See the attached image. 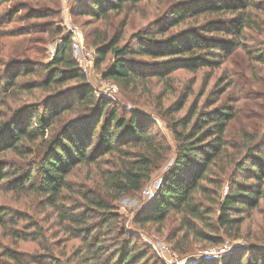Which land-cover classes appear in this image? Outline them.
<instances>
[{
  "label": "trees",
  "instance_id": "1",
  "mask_svg": "<svg viewBox=\"0 0 264 264\" xmlns=\"http://www.w3.org/2000/svg\"><path fill=\"white\" fill-rule=\"evenodd\" d=\"M143 1L146 0H90L89 10L82 13L107 19L110 12L120 13L125 6ZM171 9L169 19L174 21H164L162 25L157 23L153 28L162 38L155 40L151 31L143 34V38L151 43L149 47L133 50L127 45L120 46L121 35L110 39L105 36L96 44V67L99 68L108 55L113 59L102 68L103 79L125 91L137 90L146 85L150 76L162 79L176 68L196 71L201 67H218L235 48L246 49L242 41L244 31L257 25L251 11L257 9L264 12V0L259 4L255 0H199ZM201 16L202 22L199 23ZM191 19L198 22L196 26L188 27L175 38L165 36L171 25ZM54 33L59 34V31ZM70 38L71 35L61 36V44L53 59L37 70L36 74L45 73V78L40 82L25 84L23 88L17 84L19 75L34 72L33 68L28 67L22 73L15 72L13 75L7 71L5 80H0V93H11L16 88L28 91L34 87H41L50 93V104L43 105V112L12 111L10 119L0 122V135H3L0 153L12 152L23 157L31 154L32 146L39 139L43 147V153L37 157L35 164L30 162L8 169L0 167V183L13 178L16 190L40 194L42 203L59 216V223L66 221L73 227L70 231L68 226H64L66 232L70 231L71 235L83 240L86 253L81 258L84 264H141L146 257L136 254L138 243L133 242V236L128 237L127 230L115 228L113 221L118 218L101 196L81 188L79 195L85 207L94 211L95 215L75 214L73 209L81 206L71 207L69 212L68 207L63 205L71 189L66 178L77 165L93 163L96 157L106 154L120 153L123 156L119 158L118 167L102 174L105 187L112 193L111 200H116L131 191H140L151 174L166 160L168 150L150 129L137 122L136 115L126 118L118 112L116 105L111 106L109 100L95 95L72 57ZM248 54L264 67V50H248ZM136 57L150 60L169 57L172 63L151 72L139 67L141 64L136 62ZM70 81H75L72 88L67 90L71 100L56 106L54 100ZM221 91L215 90L213 105L219 103L224 90ZM91 111L93 118L89 116L91 118L87 121L84 118L75 129L66 126L54 132L62 112L82 117ZM166 113L171 117L173 112ZM235 117L232 105L224 104L203 112L194 109L183 120H170L169 128L177 142L174 163L160 179L159 188L149 205V214L137 220L140 227L148 222L162 224L173 213L180 216L179 231H183L185 237L191 234L198 240L214 239L215 244H220L221 237L237 238L240 235L243 215L257 209L264 198V147L256 146V134L242 133L237 144L228 142L226 133ZM47 134L50 136L43 143ZM96 134L99 140L92 143ZM88 150L91 152L88 153ZM228 167L233 173L232 180L226 193L221 194L219 178L213 176L215 173H225ZM207 184L215 186V196L211 197L212 204L217 207L215 218L209 217L212 211L200 203L202 197L196 196H205L209 192L205 187ZM28 219L30 221L25 213L0 209V227H16L19 222ZM32 227L33 222L20 231L13 227L9 234L16 241H35L37 233ZM26 233L31 236H26ZM111 234L123 240L119 250L112 251L103 242L102 239ZM262 244L259 251L253 247L256 245H251L250 248L254 249L248 248L241 255L220 261L202 260L197 264H264V242ZM1 255L10 264H62L51 253L46 256L47 260L39 258L40 255L29 256L26 260L19 251L5 247Z\"/></svg>",
  "mask_w": 264,
  "mask_h": 264
},
{
  "label": "rangeland",
  "instance_id": "2",
  "mask_svg": "<svg viewBox=\"0 0 264 264\" xmlns=\"http://www.w3.org/2000/svg\"><path fill=\"white\" fill-rule=\"evenodd\" d=\"M197 1L199 0H146L136 5H127L120 13L110 12L107 19H98L96 16L82 13L89 10L90 0H0L1 81L7 77V71L13 75L15 72L22 73V70L28 67L33 68L34 72L19 75L16 79L17 84L23 88L25 84L40 82L45 78V73L36 72L53 59L61 44V36L71 35L72 51V36H75L82 52L91 54L84 65L85 72L74 52L72 57L80 72L85 74L86 82L95 95L109 100L111 106L116 105L118 112L126 118L132 114L136 115L137 122L150 129L168 150L166 160L151 174L140 191H131L116 200H111L112 193L105 187L102 174L108 169L114 170L118 167L119 158L122 159L123 156L120 153L106 154L96 157L93 163L77 165L66 178L71 189L69 194H66L63 205L67 206L68 210L81 206L73 209V212L87 213L88 216L94 217L95 212L85 207L79 191L81 188L87 189L101 196L118 218L117 221H113L115 228L127 230L130 235L128 237L133 236V242L138 243L136 254L146 257L141 264H197L209 259L220 261L241 255L248 248L254 249L250 248L251 245H256L253 247L259 251L264 242V198L257 209L243 215L240 235L237 238L221 237L220 244H215L214 239L198 240L191 234L185 237L183 231H179L180 216L177 214L171 213L162 224L148 222L140 227L137 223V220L146 218L149 214V205L159 188L160 179L174 163L177 142L169 128L172 118L183 120L188 117L191 110L203 112L219 105L230 104L236 117L230 122L226 133L228 142L237 144L242 133L256 134L258 139L256 146L264 147V67L248 54V50L259 48L264 50L262 10L251 11L252 19L257 25L244 31L245 37L242 41L246 49L235 48L218 67H201L196 71L176 68L162 79L155 78L150 73L152 76L146 80V85L140 86L137 90L125 91L102 77V68L113 61L110 55L99 68L94 65L96 44L103 37L108 36L110 39L121 35L119 45H127L133 50L149 47L151 43L143 38V34L151 31L155 40L162 38L156 34V28H153L157 23L162 25L164 21H174L172 18L169 19L173 10L171 7ZM261 1L255 0V3L259 4ZM202 18L199 17V23L202 22L200 21ZM197 23L191 19L182 24L171 25L165 36L175 38L177 34L186 31L190 26H196ZM56 31H59V34L54 33ZM136 58L138 60L136 62L141 64L139 67L151 72L159 66H169L172 63L169 57L162 60ZM74 82L66 84L67 87L54 100L56 106L71 100L67 90L72 88ZM216 89L224 91L219 97V103L213 105L216 98L213 94ZM49 94L41 87L30 88L28 91L16 88L11 93H0V122L10 119L12 111L43 112L44 106L50 104ZM182 101L184 103L179 109ZM167 111L173 112L171 117L167 116ZM91 113L93 114L91 111L84 116L81 113L82 117L78 118L76 114L62 112L61 126L57 122L54 132L66 126L75 129L84 118L86 121L93 118ZM49 136L50 134H47L43 138V143ZM2 137L3 135H0V139ZM98 140L96 134L92 143ZM90 152L91 150H88V153ZM42 153L43 147L39 139L32 146L31 154H25L23 157L12 152L0 153V167L8 169L16 165L25 166L30 162L35 164L37 157ZM215 174L213 178L218 177L221 184L219 191L225 194L232 180V170L228 167L225 173ZM13 180L9 178L0 183V209L25 213L31 222L28 219L19 222L16 227H0V264H10L1 255L5 247L19 251L26 260L34 255H40L39 258L47 260L46 256L51 253L62 264H84L81 256L86 253V248L80 237L71 235L73 227L66 224V221L59 223V216L42 203L40 194L16 190ZM205 187L209 192L205 196L199 194L196 196L202 197L200 203L212 211L209 217L215 218L217 207L212 204L211 199L215 196V186L207 184ZM150 190L153 194L147 193ZM92 221L93 219L90 222ZM32 222L37 240L16 241V238L9 234L13 227L14 230L20 231L26 224ZM64 226H68L70 231L66 232ZM26 236L30 237L31 234ZM102 240L112 251L119 250L123 244V240L116 234L106 236Z\"/></svg>",
  "mask_w": 264,
  "mask_h": 264
},
{
  "label": "built area",
  "instance_id": "3",
  "mask_svg": "<svg viewBox=\"0 0 264 264\" xmlns=\"http://www.w3.org/2000/svg\"><path fill=\"white\" fill-rule=\"evenodd\" d=\"M72 40H73V47H72L73 51L72 52H74V54L77 56V60L80 63L82 70L85 72L86 70H85L84 65L87 63V59L90 58L91 54L88 52H82L81 47L79 46L78 41L75 36H72ZM147 193L153 194L151 190Z\"/></svg>",
  "mask_w": 264,
  "mask_h": 264
}]
</instances>
